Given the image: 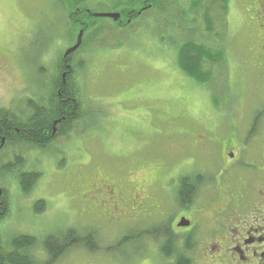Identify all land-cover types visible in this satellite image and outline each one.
<instances>
[{"label":"rangeland","instance_id":"374dc122","mask_svg":"<svg viewBox=\"0 0 264 264\" xmlns=\"http://www.w3.org/2000/svg\"><path fill=\"white\" fill-rule=\"evenodd\" d=\"M192 1L170 3L174 11L161 0L157 8L122 26L107 17L94 19L95 26L83 35L90 46L74 56L83 64L75 83L88 108L87 119L44 149L20 144L0 151L1 165L17 167L0 174L10 208L0 222V245L17 234L32 235L30 253L43 261V238L75 228L94 232L98 249L73 247L54 264H173L158 250L162 221L157 219L169 222L173 215L167 197L158 209L141 215L127 203L118 223L101 202L104 197L89 192L99 176L121 181L125 194L141 182L162 190L170 179L172 187L178 172L191 167L219 170L218 156L210 165L206 143L219 149L225 140H234L235 121L248 117L264 100L260 42L240 6L245 1L252 8L253 0H228L225 14L217 4L211 6V26L220 34L216 38L201 13L188 10ZM87 7L94 12L113 9L109 0H88ZM67 9L66 0H0V107L19 114L28 99L46 98L59 56L79 32H71L74 17L67 16ZM184 37L223 50L222 61L203 65L210 82L198 85L178 68L175 48ZM20 170L39 173L28 193L18 187ZM40 199L45 208L35 213L33 205ZM153 229L156 235L149 234ZM129 232L133 240L113 249Z\"/></svg>","mask_w":264,"mask_h":264},{"label":"flooded vegetation","instance_id":"af4514ba","mask_svg":"<svg viewBox=\"0 0 264 264\" xmlns=\"http://www.w3.org/2000/svg\"><path fill=\"white\" fill-rule=\"evenodd\" d=\"M257 2V10L248 19L252 26L257 25L254 31L261 52L255 58L264 68V0ZM235 122L234 140H225L219 149L206 143V156L212 157L210 165L218 156L219 170L215 172L191 167L178 172L172 187L170 179L162 190L141 182L139 186L144 189L137 191L138 186L128 194L123 193L121 181L99 176L90 185L89 193L102 195L101 202L108 205L110 212L122 217L127 203L141 215L148 209H158L167 197L169 213L173 215L165 238L188 264H264V100L248 117ZM53 134L52 138L56 133ZM2 145L0 150L6 146L5 140ZM184 178L193 190L186 201L180 197ZM161 258L174 264L173 256Z\"/></svg>","mask_w":264,"mask_h":264},{"label":"trees","instance_id":"16d2710c","mask_svg":"<svg viewBox=\"0 0 264 264\" xmlns=\"http://www.w3.org/2000/svg\"><path fill=\"white\" fill-rule=\"evenodd\" d=\"M176 0H166L168 9H171L170 3ZM206 4L202 1L194 0L188 5V10L191 13L200 12L202 19L212 35V37H220L219 32L212 29L209 13L211 6L217 4V9L220 13L225 14L228 8V0H206ZM247 6V3H242L240 6L246 9L249 17L253 16L257 8ZM113 6L111 11L120 14L119 20L114 23L116 26L129 24L135 19L144 15L146 12L141 10L142 6L147 8V11L157 8L161 5V0H109ZM88 0H66L67 16L74 17V21L70 22L71 32L77 29L82 31L80 45L77 50L70 55L59 56L58 62L55 65V76L52 77L50 88L47 92L46 98L43 100L35 101L28 99L26 101V109L17 114L8 108L0 107V149L2 148V141H6V146L26 145L32 148H46L56 137V135H64L72 131L84 118L89 116L87 106L80 101V91L75 83L77 70L83 67L81 61H75L74 56L78 50L84 49L85 46L89 47V37L85 38L83 35L88 29L95 26L94 10L87 7ZM100 3V2H99ZM97 3V4H99ZM174 11H177L172 7ZM141 10V11H140ZM164 10V9H163ZM159 10V11H163ZM97 11L96 13H101ZM140 11V12H139ZM93 12V14H92ZM172 16V15H171ZM256 28L257 25L252 26ZM73 38V34L71 36ZM93 38V37H92ZM205 42L192 38L184 37L179 42L176 49V62L180 71L190 78L194 83L203 85L211 81L210 72L204 69V63H214L222 61L224 57L223 50L218 47H209ZM174 49V50H175ZM261 49V48H260ZM78 94V98H77ZM62 126V127H60ZM57 127L58 130H57ZM57 131V132H56ZM54 138L51 135H54ZM1 151V150H0ZM16 158V157H15ZM17 166L21 167L22 162L17 158L15 160ZM11 165L0 164V174L12 173L17 167ZM17 171V170H16ZM18 187L23 193H28L33 187L35 181L39 177V173L35 170H20L17 172ZM180 188V197L182 201H186L192 194V184L183 179ZM192 181V180H191ZM125 189V186L123 190ZM128 194V192H125ZM45 208V201L40 199L33 205L35 213L41 212ZM9 201L5 189L0 187V222H4L9 214ZM124 217V216H123ZM172 217V215H171ZM111 218L114 222L122 223V217L119 214L112 212ZM160 235L162 242L159 243V253L163 257H174V264H188V260L171 245L168 237L167 225L170 223L159 219ZM171 220V219H170ZM121 221V222H120ZM164 222V223H163ZM155 229L150 231L149 234L156 235ZM164 236V237H163ZM133 232L123 234L118 238V242L114 244V248H120L122 245L127 244L133 240ZM166 237V238H165ZM11 238V237H10ZM165 241V242H164ZM35 244V238L29 234H17L12 236L11 239L5 241V245H0V264H54L66 251L73 247H83L90 252H95L98 245L95 240L94 232L91 230L80 232L75 228H67L58 233H52L45 236L42 240L43 250L46 258L43 261L37 260L31 253L30 249ZM133 243H131L132 245ZM116 246V248H115ZM110 249V248H109ZM138 249V248H137Z\"/></svg>","mask_w":264,"mask_h":264},{"label":"water","instance_id":"95a60500","mask_svg":"<svg viewBox=\"0 0 264 264\" xmlns=\"http://www.w3.org/2000/svg\"><path fill=\"white\" fill-rule=\"evenodd\" d=\"M96 16L109 17V18H112L113 20H117L119 18V14L118 13H101V14H96ZM80 40H81V33L78 36L76 44L73 47L69 48L66 51L65 55H67V54L73 52L74 50H76L78 48V46L80 45Z\"/></svg>","mask_w":264,"mask_h":264}]
</instances>
